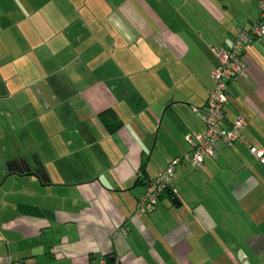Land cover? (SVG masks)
Listing matches in <instances>:
<instances>
[{"label":"crops","instance_id":"0c3cea01","mask_svg":"<svg viewBox=\"0 0 264 264\" xmlns=\"http://www.w3.org/2000/svg\"><path fill=\"white\" fill-rule=\"evenodd\" d=\"M258 17L254 0H0V264H264V166L240 141L175 162V197L135 213L142 161L147 181L190 152L217 51ZM244 59L221 125L264 148V36ZM33 155L46 178L8 173Z\"/></svg>","mask_w":264,"mask_h":264},{"label":"built area","instance_id":"2783aa9c","mask_svg":"<svg viewBox=\"0 0 264 264\" xmlns=\"http://www.w3.org/2000/svg\"><path fill=\"white\" fill-rule=\"evenodd\" d=\"M258 10V20L248 28H241L236 33L229 48H220L217 51L218 65L211 77L213 87L208 91L205 106L201 111V121L204 130L188 137L190 152L183 158L171 161L167 167L158 172L146 184L145 192L139 199L135 213L140 216L156 208L159 196L168 189L174 172L175 162L181 159L188 161L192 166H203L205 155L213 156L215 146L219 140L227 145L240 141L246 144L248 152L264 166V148L248 143L241 134L244 120L236 118L228 129L221 125L224 117V107L227 103V85L234 78L247 76L244 51L254 39L264 36V0H254ZM10 264H20L11 262Z\"/></svg>","mask_w":264,"mask_h":264},{"label":"trees","instance_id":"16d2710c","mask_svg":"<svg viewBox=\"0 0 264 264\" xmlns=\"http://www.w3.org/2000/svg\"><path fill=\"white\" fill-rule=\"evenodd\" d=\"M237 78H240V77H237ZM234 79H236V78H234ZM227 93H228V85H227ZM100 118H101L102 123L104 124V126L106 127L108 132H110V133L117 131L123 124L121 118L118 116V114L113 109H107V110L101 112ZM31 160L34 161V164L32 165V167L34 166L33 169L31 166H28V164L26 163L25 160L16 159V160L10 161L8 163V166H7L8 173L9 174H15V173L17 174V173H23V171H25V173H34L36 176H38L40 178H42V177L46 178L47 176H46L45 169H44L41 161L38 159V157L33 155V156H31ZM21 162H24L26 164V166L25 167L21 166ZM145 166H146V160H143L141 165H140V173H141V176H143L144 178L143 179L140 178V181L147 184L149 182V179L147 181H145V179H147V177H145V174H146ZM173 175H174V172H173ZM171 182H172V178H171ZM164 193L168 194L170 197H175V194L171 188V183L168 186V189L165 190L162 194H164ZM157 202H158V200H157ZM19 210L21 213H25V214H37L38 213V209L36 207L29 206V205H23V204L19 205Z\"/></svg>","mask_w":264,"mask_h":264},{"label":"water","instance_id":"95a60500","mask_svg":"<svg viewBox=\"0 0 264 264\" xmlns=\"http://www.w3.org/2000/svg\"><path fill=\"white\" fill-rule=\"evenodd\" d=\"M21 166L25 167L26 164L24 162H21ZM173 203L178 205V201L176 199H173Z\"/></svg>","mask_w":264,"mask_h":264}]
</instances>
